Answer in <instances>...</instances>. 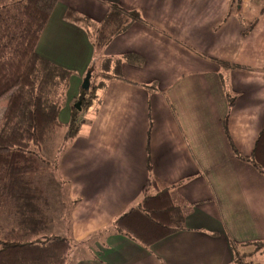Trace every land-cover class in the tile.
Returning a JSON list of instances; mask_svg holds the SVG:
<instances>
[{
  "label": "crops",
  "instance_id": "0c3cea01",
  "mask_svg": "<svg viewBox=\"0 0 264 264\" xmlns=\"http://www.w3.org/2000/svg\"><path fill=\"white\" fill-rule=\"evenodd\" d=\"M110 5L141 21L100 46ZM37 53L75 73L64 125L95 63L123 60L59 163L66 264H264V173L244 160L264 131V0H59ZM145 188L190 208L150 247L107 232Z\"/></svg>",
  "mask_w": 264,
  "mask_h": 264
},
{
  "label": "trees",
  "instance_id": "16d2710c",
  "mask_svg": "<svg viewBox=\"0 0 264 264\" xmlns=\"http://www.w3.org/2000/svg\"><path fill=\"white\" fill-rule=\"evenodd\" d=\"M58 2L0 0V101L8 100L0 121V264H66L72 248V240L66 236H48L49 232L56 233L54 227L51 229L54 219L50 199L43 179L35 178L42 172L39 151L48 136L66 128V140H73L80 128L78 110L73 106L70 122L63 125L59 120L63 108L59 98L63 95L57 90L56 76L66 75L68 92L75 73L37 53V45ZM68 15L87 28L95 27L72 12ZM140 21L137 13L110 5L106 19L95 27L98 44H106ZM122 62L106 58L95 63L89 71V91L82 90L80 94L84 97L82 111L91 107L110 82L123 80ZM244 160L264 173V131ZM149 185L150 182L146 187ZM143 192L139 207L118 217L107 232L150 247L185 230L190 208L175 204L176 194L169 189L155 195L146 188Z\"/></svg>",
  "mask_w": 264,
  "mask_h": 264
},
{
  "label": "rangeland",
  "instance_id": "374dc122",
  "mask_svg": "<svg viewBox=\"0 0 264 264\" xmlns=\"http://www.w3.org/2000/svg\"><path fill=\"white\" fill-rule=\"evenodd\" d=\"M67 71L72 72L70 70ZM63 78L65 79V81L63 80ZM66 80V75L57 74V90L61 91V94L63 95L62 98H59L63 107L66 105L67 102V90L65 91V85L67 83ZM77 102L73 101L71 103V107H75ZM3 114L0 110V121ZM86 116H88V112L86 110L78 112L79 118H85ZM67 134V129L65 130V128H61L57 132L48 136L46 142L39 151L43 161V163L41 164L42 172L40 175L36 177L34 176L35 178L40 177L43 179L49 196L48 198L50 199L51 213L54 219V225L51 226V229L52 227H54L56 233L51 234V232H49L48 236L68 235V218L66 217V215L69 214L71 210V205L67 197L68 186L66 183L63 182V177L59 173L60 160L62 159L63 155H65L66 151L70 148L72 143V140H66Z\"/></svg>",
  "mask_w": 264,
  "mask_h": 264
},
{
  "label": "water",
  "instance_id": "95a60500",
  "mask_svg": "<svg viewBox=\"0 0 264 264\" xmlns=\"http://www.w3.org/2000/svg\"><path fill=\"white\" fill-rule=\"evenodd\" d=\"M90 77H91V75L88 73V74H87V77H86V79H85V82H84V84H83V86H82V90H84V91H89V88H90ZM83 99H84V97L81 96V97L79 98V100H78L76 106H75V108L78 110V112H81V111H82V103H83Z\"/></svg>",
  "mask_w": 264,
  "mask_h": 264
}]
</instances>
